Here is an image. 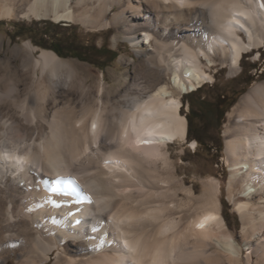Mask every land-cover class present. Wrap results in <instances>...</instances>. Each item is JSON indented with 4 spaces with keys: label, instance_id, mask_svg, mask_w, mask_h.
Listing matches in <instances>:
<instances>
[{
    "label": "bare ground",
    "instance_id": "1",
    "mask_svg": "<svg viewBox=\"0 0 264 264\" xmlns=\"http://www.w3.org/2000/svg\"><path fill=\"white\" fill-rule=\"evenodd\" d=\"M20 13L121 24L140 58L108 87L52 49L35 55L31 40L0 57V257L21 249V264H45L59 250L54 264H238L246 246L264 264V80L225 127L241 234L222 215L220 180L203 183L200 212L184 223L195 192L190 205L175 202L174 175L163 172L174 167L169 144L187 137L181 90L214 78L204 59L230 56L237 72L241 55L264 44V0H0V18Z\"/></svg>",
    "mask_w": 264,
    "mask_h": 264
},
{
    "label": "rangeland",
    "instance_id": "2",
    "mask_svg": "<svg viewBox=\"0 0 264 264\" xmlns=\"http://www.w3.org/2000/svg\"><path fill=\"white\" fill-rule=\"evenodd\" d=\"M113 13L111 12L108 18ZM121 28V24H111L104 28L102 26L91 27L84 25L80 21H57L50 17H28L20 13L13 18H0V38L4 40L5 44V49L4 46L0 48V57L3 58L8 54L9 58L14 59L11 52L12 48L16 45H22L27 40H31L34 45L38 46L35 55H38L40 49L44 48L41 44H47L50 47L56 41H61V43L68 41V43H72L71 41L74 40L78 50L82 51V56H86L85 60L80 59L70 51L67 53V56L61 57L75 62L85 73L91 76L97 75L98 79H101L108 87H119L118 80H115L113 76L117 75L123 80H128L134 74V67L132 66V63H134L133 58L137 60L140 58V54L136 52V48L124 37L125 35L121 31ZM51 29L52 32L49 35L44 33L46 30ZM245 38L247 37L245 36ZM102 46L111 49L112 53L109 52L107 56H98V48ZM113 52L117 53V57L114 60L110 58ZM228 55H230L229 52ZM221 56L217 57L216 65L210 63L211 61H208L207 58L204 59V64L212 66L211 73L214 76L213 79L204 82L201 85L203 87L198 91L195 90L200 86L194 88L189 85L181 90L182 104L180 111L185 116L189 113L192 103H201L204 100L210 102L217 99L221 100L224 95L226 96L225 101L227 103L238 97L236 103L233 105L235 106L241 96L253 84L258 80H264V44L258 48H253L251 52H244L241 55V64L237 65V72H232L233 63L231 57L229 56L225 59L223 58V54ZM20 63L21 61L18 62V64ZM21 88L25 89L28 87L25 85ZM65 96L69 97L67 93ZM233 106L226 112L221 122L215 120L214 116L209 114L214 121V125L217 127L207 126L205 128L206 130L204 131L206 132L203 135L204 139L202 143L194 138L188 139V137L184 140L170 143L167 150L169 149L168 153L172 155L170 160L173 163L170 167H174L171 169L167 168V166L163 169V172L165 175L170 173L174 175V190L178 193L174 198L175 202L180 203L184 201L185 204L186 201L189 202L188 190L193 189L195 192L194 197L196 196V201L184 209V223L192 217H196L200 212L198 206L201 200H198L204 193L203 183L210 182L214 178L220 180L223 183L222 190L220 191V196L222 195L220 198L222 215L225 217L227 226L231 232L241 234L243 230L241 214L237 205L229 198L228 193L230 168L225 150V127L229 120L228 114ZM220 145H222V150H219ZM12 175H16V171ZM178 215L177 213L176 216ZM1 216L0 220L6 219L4 214H1ZM26 224L23 227L29 228L31 226L28 223ZM213 243L217 245L216 242L213 241ZM243 249L240 253L238 264H254L258 255L246 246ZM20 251L22 250L14 249L8 253L6 252L2 258L0 257V264H21L23 262L21 258L23 257L20 255ZM60 254L61 251H55L52 254V261L45 264H54Z\"/></svg>",
    "mask_w": 264,
    "mask_h": 264
},
{
    "label": "trees",
    "instance_id": "3",
    "mask_svg": "<svg viewBox=\"0 0 264 264\" xmlns=\"http://www.w3.org/2000/svg\"><path fill=\"white\" fill-rule=\"evenodd\" d=\"M52 32L51 30H46L44 33L46 35H49ZM72 43H68V41H64L63 43H61V41H56L53 42L51 44V46L49 47L47 44H41L42 47L44 48H50L53 49L54 51H56L60 56H67V53H69V51L71 53H73L75 56L79 57L80 59L85 60L86 56L83 57L82 55V51L78 50L77 46H76V42L73 40L71 41ZM99 56H106L105 53H103L104 51H108L111 52V49L106 48L105 46H102L100 48H98ZM112 53V52H111ZM117 53L113 52V55H110V58L112 60H114L117 55ZM88 60V59H86ZM95 63V62H93ZM251 82V81H250ZM203 86L198 87V89H196L195 91H198L199 89H201ZM238 96V95H237ZM226 96L224 95L223 98L221 100L217 99L215 101H207L204 100L201 103H192L191 109L189 111V113L186 115L187 119H188V130H187V137L188 139H196L198 140V142L202 143V140L204 139L203 136L199 137L198 134H200L199 132H206L204 130H206L205 128L208 127H217L216 125H212L211 123H209L208 121L206 122V119H210L211 120V116L213 115L214 112H217V120L218 121H223L226 112L236 103L238 97H235L230 103H227L225 101ZM200 105L204 108H200ZM210 114V115H209ZM209 120V121H210ZM221 125V123H220ZM219 150H222V145L219 146Z\"/></svg>",
    "mask_w": 264,
    "mask_h": 264
},
{
    "label": "snow or ice",
    "instance_id": "4",
    "mask_svg": "<svg viewBox=\"0 0 264 264\" xmlns=\"http://www.w3.org/2000/svg\"><path fill=\"white\" fill-rule=\"evenodd\" d=\"M92 127L95 128L96 125L93 124ZM144 131H145V133L148 134V135H151V133H152V130H151V129H145ZM138 142L148 143L149 141H147V140H145V141H139V140H138ZM57 183H58V181H57ZM53 191L59 193V192L61 191V189L57 187V188H54ZM65 194H67V192H65ZM85 199H87V197H85ZM53 203H54L57 207H60V205H59L58 203H56L55 201H53ZM205 219H206V220H207V219H212V217H207V218H205ZM77 223H79V221H77ZM204 226H205L204 222H201V223L198 225V227H200V228H203ZM92 231H93V232H97V231H99V227H95V226H94V227L92 228ZM101 246H102V245H101Z\"/></svg>",
    "mask_w": 264,
    "mask_h": 264
},
{
    "label": "flooded vegetation",
    "instance_id": "5",
    "mask_svg": "<svg viewBox=\"0 0 264 264\" xmlns=\"http://www.w3.org/2000/svg\"><path fill=\"white\" fill-rule=\"evenodd\" d=\"M97 52H98L97 54H98V56H99V53H100V52H99V51H97ZM103 53H105L106 56L109 55V52H108V51H104ZM200 108L204 109L201 105H200ZM213 116H214V119L217 120V116H218V115H217V112H214ZM209 120H210V119H206L205 121H206V122L208 121L209 123H211V124L213 125V124H214L213 119L211 118V120H210V121H209ZM199 133H200V134H198L199 137H202V136L204 135V132H203V131H202V132H199Z\"/></svg>",
    "mask_w": 264,
    "mask_h": 264
}]
</instances>
